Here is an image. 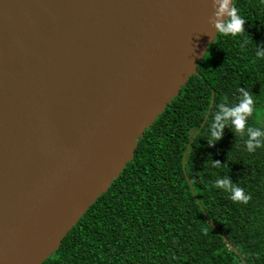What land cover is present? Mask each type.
Here are the masks:
<instances>
[{
  "label": "water",
  "instance_id": "water-1",
  "mask_svg": "<svg viewBox=\"0 0 264 264\" xmlns=\"http://www.w3.org/2000/svg\"><path fill=\"white\" fill-rule=\"evenodd\" d=\"M212 16V0H0V264L60 248L198 75Z\"/></svg>",
  "mask_w": 264,
  "mask_h": 264
},
{
  "label": "trees",
  "instance_id": "trees-1",
  "mask_svg": "<svg viewBox=\"0 0 264 264\" xmlns=\"http://www.w3.org/2000/svg\"><path fill=\"white\" fill-rule=\"evenodd\" d=\"M244 33L218 35L133 160L43 264H264V148L225 128L209 145L218 104L245 88L248 124L264 128V0H235ZM219 161L220 165L215 162ZM227 177L251 196L234 203L215 187Z\"/></svg>",
  "mask_w": 264,
  "mask_h": 264
},
{
  "label": "clouds",
  "instance_id": "clouds-1",
  "mask_svg": "<svg viewBox=\"0 0 264 264\" xmlns=\"http://www.w3.org/2000/svg\"><path fill=\"white\" fill-rule=\"evenodd\" d=\"M213 16L209 20L210 26L215 29L216 36L237 37L244 33L245 19L240 15L233 0H212ZM209 35H212L209 34ZM257 57L264 58V50L259 49ZM240 98L237 103L229 105L227 97L218 104V110L209 126V145H215L223 137L225 128H229L234 135L238 134L245 139V146L249 153L264 148V128L253 127L248 124L255 112L253 95L245 88H240ZM220 165L219 161L215 162ZM215 187L229 193L234 203L248 204L251 196L233 184L227 177L216 180Z\"/></svg>",
  "mask_w": 264,
  "mask_h": 264
}]
</instances>
